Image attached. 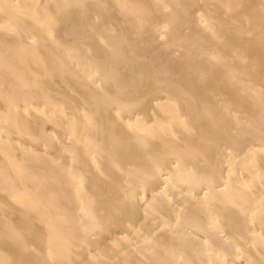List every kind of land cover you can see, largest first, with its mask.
<instances>
[{"label": "bare ground", "instance_id": "1", "mask_svg": "<svg viewBox=\"0 0 264 264\" xmlns=\"http://www.w3.org/2000/svg\"><path fill=\"white\" fill-rule=\"evenodd\" d=\"M0 264H264V0H0Z\"/></svg>", "mask_w": 264, "mask_h": 264}]
</instances>
